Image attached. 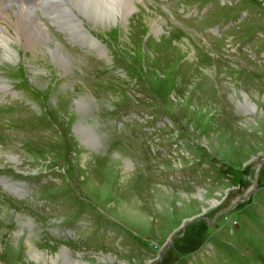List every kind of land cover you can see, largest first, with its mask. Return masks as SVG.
<instances>
[{
    "label": "rangeland",
    "instance_id": "obj_1",
    "mask_svg": "<svg viewBox=\"0 0 264 264\" xmlns=\"http://www.w3.org/2000/svg\"><path fill=\"white\" fill-rule=\"evenodd\" d=\"M41 1L0 12L43 44L0 48V264H264V0Z\"/></svg>",
    "mask_w": 264,
    "mask_h": 264
},
{
    "label": "bare ground",
    "instance_id": "obj_2",
    "mask_svg": "<svg viewBox=\"0 0 264 264\" xmlns=\"http://www.w3.org/2000/svg\"><path fill=\"white\" fill-rule=\"evenodd\" d=\"M62 2H65V4L69 5L68 11H70L72 7L80 16L91 20L93 23L95 22L104 26L111 24H115L117 26L119 23L125 24L129 21L128 19L131 13L134 12L131 4L127 2V0H62ZM76 19L78 20V24L74 23V25L77 27V29L81 33L88 32L83 27L82 22L77 17ZM28 30L29 28L26 25H19L17 23L10 24L8 29H1L0 27V48L4 51V56L7 58V60L12 62L13 58L20 55L19 52L23 49L25 50L26 47L28 49L29 47H31L30 49H33V47L36 45H43L38 38L31 36L28 33ZM26 33H28V35L24 36ZM83 36L85 37L82 40L86 41L88 38L89 41L92 40L91 42L95 41L90 33H84ZM71 39H74V37ZM24 41L26 42V47L21 45ZM51 49L49 55L55 58L54 61L57 63V65H59L61 69L68 70L65 56L57 52V50ZM80 103H82L83 106H88L85 100H81ZM27 220L28 218L26 219V222ZM28 222V228H30V230H35L37 228L31 219H29ZM63 252L67 254L66 251L63 250ZM61 256L64 258L66 255L64 256V253H61ZM35 257L39 259L41 255L37 253L35 254Z\"/></svg>",
    "mask_w": 264,
    "mask_h": 264
}]
</instances>
